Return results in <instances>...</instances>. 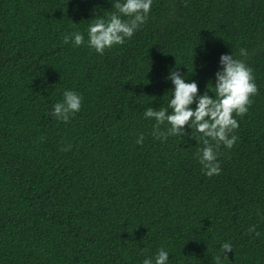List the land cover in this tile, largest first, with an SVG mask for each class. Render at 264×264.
Here are the masks:
<instances>
[{
    "label": "trees",
    "instance_id": "16d2710c",
    "mask_svg": "<svg viewBox=\"0 0 264 264\" xmlns=\"http://www.w3.org/2000/svg\"><path fill=\"white\" fill-rule=\"evenodd\" d=\"M111 6L0 0V264H142L160 248L168 264H214L224 242L222 264H264V0H152L101 55L87 28ZM73 31L85 44L62 42ZM231 52L258 93L207 177L191 129L162 142L143 112L167 107L170 70L202 94ZM65 90L82 96L67 123L51 115Z\"/></svg>",
    "mask_w": 264,
    "mask_h": 264
},
{
    "label": "clouds",
    "instance_id": "9594fccd",
    "mask_svg": "<svg viewBox=\"0 0 264 264\" xmlns=\"http://www.w3.org/2000/svg\"><path fill=\"white\" fill-rule=\"evenodd\" d=\"M111 5L114 11L105 16L95 15L96 18L87 28V46L101 55L106 49L124 44L126 39H131L146 23L152 0H111ZM62 42L81 46L85 44V37L81 32L73 31L65 34ZM239 56L246 58L247 50L241 48ZM219 64L220 68L215 72V80L212 82L213 87L209 88L207 84V90L202 94L195 80L186 82L185 73L170 70L166 78L171 80L173 87L167 107L149 106L143 112L145 119L155 121L152 125V137L162 142L170 136L183 138L187 134L185 126L191 129V138L203 145L197 149L194 158L202 165V171L207 177L219 175L221 172L218 159L221 145L231 149L238 140L235 130L239 128V123L234 114L241 117L246 115L252 103L251 97L258 93L253 69L244 59L235 58L231 52L221 54ZM209 91L213 95H209ZM193 104L195 107H192ZM81 106L82 96L73 90H65L63 99L53 105L51 115L67 123L80 111ZM143 141L144 136L141 133L136 143L143 144ZM70 149L69 144L62 147L61 151ZM247 232L260 235L255 225H250ZM145 252L147 249H141V253ZM227 252H232V245L224 242L214 264H222V258L227 260ZM168 256V252L160 248L154 257L145 256L142 264H168Z\"/></svg>",
    "mask_w": 264,
    "mask_h": 264
}]
</instances>
